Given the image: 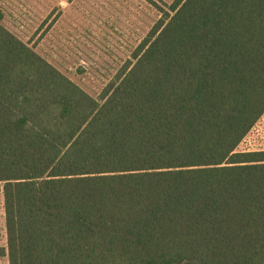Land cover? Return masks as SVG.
Returning a JSON list of instances; mask_svg holds the SVG:
<instances>
[{
	"label": "trees",
	"instance_id": "16d2710c",
	"mask_svg": "<svg viewBox=\"0 0 264 264\" xmlns=\"http://www.w3.org/2000/svg\"><path fill=\"white\" fill-rule=\"evenodd\" d=\"M161 12L102 101L0 18L9 264H264V0Z\"/></svg>",
	"mask_w": 264,
	"mask_h": 264
},
{
	"label": "rangeland",
	"instance_id": "374dc122",
	"mask_svg": "<svg viewBox=\"0 0 264 264\" xmlns=\"http://www.w3.org/2000/svg\"><path fill=\"white\" fill-rule=\"evenodd\" d=\"M174 0H0L2 26L102 101ZM167 5V6H166ZM264 151V113L235 152ZM0 248L7 250L0 192ZM0 264H9L7 251Z\"/></svg>",
	"mask_w": 264,
	"mask_h": 264
}]
</instances>
